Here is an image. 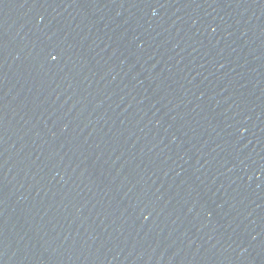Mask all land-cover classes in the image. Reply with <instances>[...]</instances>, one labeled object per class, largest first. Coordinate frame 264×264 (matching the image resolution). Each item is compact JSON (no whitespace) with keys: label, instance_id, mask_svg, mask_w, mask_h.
<instances>
[{"label":"water","instance_id":"95a60500","mask_svg":"<svg viewBox=\"0 0 264 264\" xmlns=\"http://www.w3.org/2000/svg\"><path fill=\"white\" fill-rule=\"evenodd\" d=\"M0 264H264V0H0Z\"/></svg>","mask_w":264,"mask_h":264},{"label":"snow or ice","instance_id":"6c2138e0","mask_svg":"<svg viewBox=\"0 0 264 264\" xmlns=\"http://www.w3.org/2000/svg\"><path fill=\"white\" fill-rule=\"evenodd\" d=\"M53 59H55V57H52Z\"/></svg>","mask_w":264,"mask_h":264}]
</instances>
